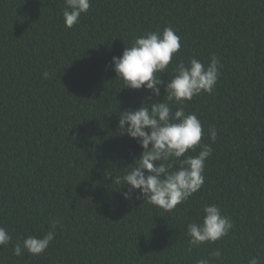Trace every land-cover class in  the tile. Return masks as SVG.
<instances>
[{"label":"trees","instance_id":"obj_1","mask_svg":"<svg viewBox=\"0 0 264 264\" xmlns=\"http://www.w3.org/2000/svg\"><path fill=\"white\" fill-rule=\"evenodd\" d=\"M64 6L0 0V226L13 238L0 246V264H197L214 249L216 264H264V0H91L72 28ZM167 26L182 47L165 83L180 61L208 63L215 53L223 65L213 94L184 103L213 153L202 188L171 211L137 192L125 199L128 185L115 181L143 151L119 115L150 91L125 87L111 64L135 37ZM164 95L161 85L152 99ZM205 204L220 206L234 227L193 247L187 225ZM57 219L45 252L14 254Z\"/></svg>","mask_w":264,"mask_h":264},{"label":"clouds","instance_id":"obj_2","mask_svg":"<svg viewBox=\"0 0 264 264\" xmlns=\"http://www.w3.org/2000/svg\"><path fill=\"white\" fill-rule=\"evenodd\" d=\"M64 5L65 26L72 28L88 12L91 0H64ZM181 47L182 38L172 26H167L162 31H146L135 37L122 56H113L111 62L125 87L150 91L139 108H129L119 115V128L134 138L143 151L135 158V166L122 177H115V181L119 187L128 185V190L121 193L125 199H132V193L137 192L136 199L143 198L165 211L187 201L205 183V164L213 148L202 143L203 123L196 113L186 112L184 103L202 92L213 94L223 67L215 53L208 63L193 57L188 63L175 64L171 78L165 83L162 75L169 76V66ZM50 76L47 70L43 72L44 79ZM161 85L165 90L164 99H152L161 96ZM174 105L179 107L173 110ZM208 134L214 143L218 135L216 127L211 126ZM197 147L198 154H188ZM203 213L201 220L187 225L193 247L214 243L234 227L231 218L216 204H205ZM60 224L57 219L42 237L30 235L17 242L14 254L22 256L25 250L31 255L42 254L55 239ZM12 239L8 230L0 226V246L8 245ZM221 257V250L214 249L197 264H216ZM249 264H259L258 259L251 258Z\"/></svg>","mask_w":264,"mask_h":264}]
</instances>
